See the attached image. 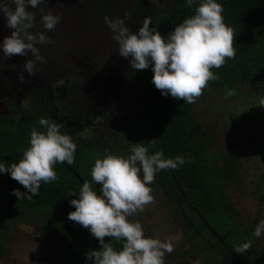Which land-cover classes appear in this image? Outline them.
<instances>
[{"label":"flooded vegetation","instance_id":"1","mask_svg":"<svg viewBox=\"0 0 264 264\" xmlns=\"http://www.w3.org/2000/svg\"><path fill=\"white\" fill-rule=\"evenodd\" d=\"M147 2L141 9L134 6L133 0H44V3L35 9L29 7L27 11L34 15L30 31L34 34L43 32L49 40L44 44L36 45L43 62L37 61L31 55L8 57L0 52V138H5L6 132H9L8 125H13L21 142L30 146L32 128L43 130L38 121L47 118L62 125V131L71 134L77 148L84 151V160L88 159V152L98 154L97 157H103L105 154L127 156L133 143L143 144V122L139 111L142 96L138 70L128 66L123 67L122 62L113 65L119 55V45L116 40L103 42V35L106 32L108 38L113 35L105 17L113 21L122 19L125 26L133 31L136 20L143 14L151 18V26L155 27L157 12L168 11L172 6L171 3L165 9L151 7L148 10ZM4 3L7 7L15 8L11 0H4ZM41 9L45 14L51 11L61 17L52 31L44 29ZM146 12L149 16L145 14ZM5 25L6 20L0 14V42L11 35V29ZM92 48L97 49L91 52ZM28 59L35 61L34 76L24 72L23 64ZM22 72L23 79H21ZM61 80L63 84L59 83ZM216 94L214 89L207 88L203 89L202 95L196 98L193 107L198 124H202L200 135L204 142H210L209 151L214 158L222 150H228L224 157L229 158V153L233 149L236 155L233 157L238 158L236 160L238 163H240L239 159H245L241 166L242 170H239L242 173L240 183L233 186H236L238 193H241L246 200L252 201L248 190L251 181L249 174L252 173L254 176V159L264 160V155L250 153L252 125L247 127L248 144L243 147L247 152L243 150L242 153L237 152L236 146L227 145L220 129H231L228 139L231 137L233 132L231 126H234V120H231L232 110L236 105L239 109L237 116L245 120L243 124L254 121L255 125L256 123L262 125L261 142L264 140V106H259L258 101H254L253 98L244 97L241 101L232 100L229 106H222L219 110L214 101H211ZM118 100L120 108L112 113ZM198 102L202 105L198 106ZM219 111H224L225 115L220 114L217 117ZM113 114H116L118 119L116 123L112 122ZM74 157L76 158V153ZM220 158L218 164L225 166L223 155ZM63 165L76 175L81 184L85 182L77 169L67 165L66 162ZM161 173L163 172H158L149 185L153 190L154 201L145 205L143 211H138L129 219L132 222H140L146 234L152 238L172 242L174 250L165 255V264H232L234 261L246 264L207 224V219L199 207L194 205L188 195L189 192H186L177 180L175 189L174 187L171 189L181 194L182 205L176 204L169 198L167 187L165 188L161 183ZM230 189L231 186H219L216 192L219 191L221 199L229 204L232 219L243 225H251L252 220L258 217L259 221L264 219L261 215L264 210L259 205H257V215L252 218V205L242 221L234 212V204L229 195ZM7 207L3 204L1 209H8ZM185 209L186 212H190L189 209L195 212L198 217L196 221L198 227H202L203 224L206 226L204 238L194 233L186 218ZM238 210L236 207V211ZM1 218L3 222L12 221L16 228H26L24 224L30 222L32 216L24 214L20 219H16L15 216L5 212ZM43 218L40 213H36L33 217L34 220L41 221ZM259 221L254 222L255 228ZM21 224L22 226H19ZM12 236V230L10 234L5 232L3 236L6 237V242L0 252V263ZM32 237L42 247H46L43 239L48 242L49 245L45 243L50 249L46 264H49L54 253L62 248L61 239L49 232L45 226L42 233H33ZM256 239L260 243L261 239L264 240V236ZM219 243L228 250V256L218 254Z\"/></svg>","mask_w":264,"mask_h":264},{"label":"clouds","instance_id":"2","mask_svg":"<svg viewBox=\"0 0 264 264\" xmlns=\"http://www.w3.org/2000/svg\"><path fill=\"white\" fill-rule=\"evenodd\" d=\"M11 2L14 9L0 0V14L6 20L5 26L11 29V35L0 42V52L8 57L31 55L43 62L36 45L48 42L49 38L43 32L34 34L30 31L34 15L27 9L37 8L44 0ZM194 3L196 0H186L189 7ZM223 11L218 0H200L195 14L186 17L167 36L151 26L150 17L143 20L137 32L126 27L122 19L113 21L105 17V21L119 45V55L130 57L132 68H151L152 83L163 96L192 104L202 95L209 81L220 78L210 69L221 68L226 58L232 59L236 55L234 33L225 24ZM41 15L47 31H52L61 19L51 11L45 14L43 9ZM23 68L29 75H35L34 60L28 59ZM59 83L63 84V80ZM236 94L234 88L227 89L225 99ZM258 105L264 106V97L259 99ZM38 124L43 130L32 128L30 147L23 152L19 162H0V174H10L26 190L13 189L12 194L19 200L39 196L42 183L56 181L55 164L72 165L75 161L77 144L71 134L47 118H41ZM186 162L185 156L179 154L175 157H166L163 151L150 154L149 148L141 142L133 143L127 156L105 154L96 157L90 175L100 186L99 193L88 181L83 182L78 198L70 201L75 211L68 213V220L88 229L99 241V250H90L86 261L92 264H165V255L174 250L172 242L152 238L140 222H132L129 218L154 201L149 185L158 172L176 170ZM76 192H71L70 196ZM253 234L257 238L264 236V219L259 221ZM105 237L124 241L122 248L117 251ZM250 247L251 242H246L236 246L234 251L244 254Z\"/></svg>","mask_w":264,"mask_h":264},{"label":"trees","instance_id":"3","mask_svg":"<svg viewBox=\"0 0 264 264\" xmlns=\"http://www.w3.org/2000/svg\"><path fill=\"white\" fill-rule=\"evenodd\" d=\"M147 1L149 0H133V4L141 9ZM165 1L172 3V6L168 11L157 12L155 26L163 36H167L186 17L194 15L200 2L196 0V3L189 7L186 0ZM218 2L223 5L222 15L225 24L233 30V47L236 50L235 57L226 58L221 68L210 69L214 74L218 73L220 78L209 81L205 88L214 89L217 92L211 101H214L221 110L222 106H229L232 100L237 102L246 97L259 101L261 97H264V0H218ZM137 74L142 96L139 111L143 122V144L149 148L150 154L156 151H163L166 157H175L179 154L185 156L187 161L176 170H162L161 183L165 188L167 187L169 198L176 204L182 205L181 194L171 189L172 187L175 189L177 180L184 190L189 192L188 195L194 205L199 207L207 219V224L228 244L229 249L234 251L236 246L251 242V247L246 253L234 252L246 264H264L263 249L253 234L254 222H258L259 217L252 220L251 225L238 223L232 219L229 204L221 199L219 191L216 192L219 186L240 183L242 173L239 170L245 159H239L240 163H238L236 161L238 158L233 157L236 156L233 149L229 153V158L224 157L228 150L220 151L214 158L209 151L210 142H204L200 135L202 124H198L197 116L195 117L193 107L195 103L188 104L182 99L163 96L152 83L151 68L138 70ZM230 88H234L237 94L225 99L226 90ZM197 105L201 106L202 103L198 102ZM234 111L233 109L232 118L235 116V119L234 126H231L233 131L231 134L237 132L235 123L242 121V118L237 116V111ZM220 114L225 115V112H217V117ZM8 126L9 132H6L5 138H0V162L18 163L23 152L30 146L21 142L17 136V129L12 127L13 125ZM260 138V134H251L252 151H249L251 154L264 155V140L260 142ZM75 153L76 158L71 166L77 169L82 178L99 193L100 186L92 181L90 175L98 154L88 152L89 157L84 160V151L77 148ZM222 155L225 166L218 164ZM253 166L254 176L252 173L249 174L251 181L248 190L252 201L257 202L264 210V160L254 159ZM53 167L58 179L47 184L42 183L40 195L32 199L19 200L12 192L13 189L25 192L23 185L13 180L10 174H0V252L6 242V237H3L5 232L10 234L15 227L12 221L3 222L1 217L5 212L15 216L16 219H20L24 214L33 217L36 213H40L46 218L45 228L62 242V248L54 253L49 264H89L90 262L86 261V255L92 249L94 237L88 229L68 220V213L75 211L70 201L78 198V191L82 184L65 165L57 163ZM195 189L197 191H194ZM73 191L77 192L70 196ZM3 204L7 205L8 209L2 210ZM189 210L190 212H186L185 209L189 224L195 234L204 238L206 226L201 224L202 227H198L197 215L193 210ZM261 215L264 216V213ZM105 241L110 242L117 251L124 243L112 237H105ZM99 248L98 242V250ZM218 254L228 256V250L220 243ZM232 264L240 263L234 261Z\"/></svg>","mask_w":264,"mask_h":264},{"label":"rangeland","instance_id":"4","mask_svg":"<svg viewBox=\"0 0 264 264\" xmlns=\"http://www.w3.org/2000/svg\"><path fill=\"white\" fill-rule=\"evenodd\" d=\"M146 5H147L148 10L151 7L165 9L167 6L171 5V3L165 0H149ZM145 14L149 16V13L146 12ZM145 18L146 16H144L143 14L141 17L138 18V20H136L135 25L133 27V32H137L139 30ZM106 33L103 35V38H104L103 42L108 43L110 40L113 41L114 40L113 35L110 38H108V36H106ZM96 49L92 48L90 51L93 52ZM130 60H131L130 57L124 58L118 55V58L114 60L113 65H116V63L122 62L123 67L125 66L131 67ZM119 103L120 102L118 100L117 104L114 105L115 109L112 113L116 112V109L120 108ZM233 109L237 111L238 113L239 109L237 107H233ZM249 115H252V113H249ZM112 119H113L112 122L116 123L118 121V119L116 118V114H113ZM231 120H234V118H232ZM244 122L245 120H242L241 122L237 121V123H235V129L237 130V132L236 134L232 133L229 139H228V133L231 129H222V128L220 129V132L222 133V137L227 143V145L236 146L237 152L239 151L240 153H242V151L244 150L243 147L248 144L247 138H246V135L248 134L247 127L252 125L251 134L259 135L261 132V126H262V125H259L258 123H256L255 125L254 121L248 124H243ZM229 195H230V199L232 200V203L234 204V212L238 217L242 219V221L245 218V214H248L249 207H252V205H253L252 218L253 216L257 215V205H258L257 202L246 200V198L241 193H238V189L236 188V186L231 185ZM236 207L239 209L238 211H236ZM33 217L30 219V222H26L24 224L26 228L24 227L16 228L15 227L14 229H12L13 236L9 240V243L7 244L6 252L3 255V258L0 264H38V263L46 264L49 258L48 257L49 251H50L48 247L49 244L48 242H46V240L43 239L44 245L46 247L40 246L39 243L33 239L32 234L42 233L43 227L45 226L47 221L45 217L43 218L42 221L39 219L34 220ZM19 226H22V224ZM45 243H47L48 245ZM259 245L264 250V240L263 239H261Z\"/></svg>","mask_w":264,"mask_h":264},{"label":"water","instance_id":"5","mask_svg":"<svg viewBox=\"0 0 264 264\" xmlns=\"http://www.w3.org/2000/svg\"><path fill=\"white\" fill-rule=\"evenodd\" d=\"M98 242H99L98 239L94 237L93 251L97 250V248H98ZM91 264H92V262H91Z\"/></svg>","mask_w":264,"mask_h":264}]
</instances>
